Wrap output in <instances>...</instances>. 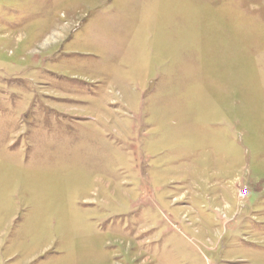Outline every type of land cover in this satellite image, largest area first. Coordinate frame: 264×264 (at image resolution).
Wrapping results in <instances>:
<instances>
[{"label": "rangeland", "instance_id": "obj_1", "mask_svg": "<svg viewBox=\"0 0 264 264\" xmlns=\"http://www.w3.org/2000/svg\"><path fill=\"white\" fill-rule=\"evenodd\" d=\"M0 264H264V0H0Z\"/></svg>", "mask_w": 264, "mask_h": 264}]
</instances>
